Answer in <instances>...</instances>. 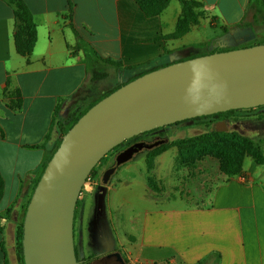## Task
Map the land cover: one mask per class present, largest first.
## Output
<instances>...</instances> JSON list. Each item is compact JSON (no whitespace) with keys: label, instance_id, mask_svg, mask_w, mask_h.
Instances as JSON below:
<instances>
[{"label":"crops","instance_id":"1","mask_svg":"<svg viewBox=\"0 0 264 264\" xmlns=\"http://www.w3.org/2000/svg\"><path fill=\"white\" fill-rule=\"evenodd\" d=\"M17 1L31 13L36 27V43L26 57L18 55L15 46L21 25ZM196 1L202 5L199 23L171 39L182 15L181 0L176 9H171V0L151 17L135 0H0V174L2 200L9 198L0 215L39 176L50 139L57 133L54 123L85 109L128 73L102 60L140 71L165 67L177 51L190 53L210 43L200 35V28L206 29L210 21L217 23V29L250 27L256 39L264 37V0ZM220 36L218 30L211 39ZM226 41L230 42L223 38L219 45ZM95 73L105 77L92 81ZM107 80L114 84L107 86ZM32 151H37L36 160L27 162ZM21 177H27L25 184ZM146 188L152 193L147 184ZM197 196L200 206L148 211L140 221H132L137 223L128 219L122 230L127 241H121L118 249L128 264H264L262 184L240 176L226 181L220 177ZM5 223L0 219V243L8 258Z\"/></svg>","mask_w":264,"mask_h":264},{"label":"water","instance_id":"2","mask_svg":"<svg viewBox=\"0 0 264 264\" xmlns=\"http://www.w3.org/2000/svg\"><path fill=\"white\" fill-rule=\"evenodd\" d=\"M231 33L241 43L256 39L250 27ZM260 106H264V44L172 63L98 101L62 138L31 196L23 224L24 264H77L73 243L76 202L93 167L113 148L160 127ZM217 132L226 129L220 127ZM168 142V138H157L129 145L115 155L100 183L108 184L116 170L138 153ZM91 264L126 262L115 251Z\"/></svg>","mask_w":264,"mask_h":264},{"label":"rangeland","instance_id":"3","mask_svg":"<svg viewBox=\"0 0 264 264\" xmlns=\"http://www.w3.org/2000/svg\"><path fill=\"white\" fill-rule=\"evenodd\" d=\"M139 1L144 3L148 0ZM176 1L172 0L171 9L177 8ZM191 1H194V4H191V11L193 19L196 21L198 16H201L198 9L202 5L196 0ZM216 26L217 23L210 21L206 29L200 28V35L206 43L207 40H210V43L198 46L196 49L193 48L190 53L183 49L177 51L176 55L169 58L171 59L170 64L197 58L208 51L212 54L215 51L217 53L237 48L238 46L234 45L231 31L217 29L218 26ZM218 30L221 36L211 39ZM223 38L230 42L220 46L219 42ZM261 42L264 44V37L255 39L250 44L260 45ZM128 73L124 75L122 82L127 79ZM105 84L113 85L114 80H107ZM224 117L227 118L224 127L228 136L201 138L218 130L216 125L222 121L220 120L222 118L211 116L199 120H185L146 132L148 135L141 137L147 141H151L154 137H160L168 138L169 142L163 145V148L152 150L155 152L138 153L131 161L116 170L108 184L99 183L93 192H88L78 199L73 223V243L78 251L79 264H91L93 260L100 259L115 250L119 252L120 242L127 241L122 235V230L126 227L128 219L130 223L140 221L145 212L157 209H182V207H187V204L200 206L201 198L197 195L202 189H205L209 182L212 185L214 179L220 180V177H225V181L230 179L223 169L222 160H220L222 153L235 152L241 158L242 169L245 172L244 181H255L264 187V106L238 110ZM141 137L137 135V137L130 138L120 144L117 149L107 153L94 166L95 174L99 179L103 172L113 165L115 155ZM60 139L57 130L55 138L50 139L52 144L48 156ZM180 141L182 142L178 143ZM199 145L215 150L212 152L198 150L197 146ZM252 148L257 149L262 155L260 162L253 158ZM32 152L34 154L31 161L27 158V162L36 160L37 151ZM154 153L155 157L149 160L148 157ZM144 177H146V181L150 178V183L148 181L146 183ZM26 179L27 177H21L20 180L25 184ZM37 179L38 176L34 177L30 185H26H29L27 192L20 195L17 202L10 208L8 215H0V219L4 218L5 225L8 226L6 248L7 250L11 249L8 254L9 264H20L16 255L17 228L23 217V206ZM15 180H18V177H15ZM146 184L152 189V193L147 190ZM8 200L9 198L6 196L1 201L0 209L6 206ZM206 200L203 198V202ZM137 234V232L134 233V236L136 237ZM123 259L128 264L125 258ZM160 264H169V262Z\"/></svg>","mask_w":264,"mask_h":264},{"label":"trees","instance_id":"4","mask_svg":"<svg viewBox=\"0 0 264 264\" xmlns=\"http://www.w3.org/2000/svg\"><path fill=\"white\" fill-rule=\"evenodd\" d=\"M135 1L138 3L142 12L147 17H151V16H156V15L160 14L168 6V4L170 3L171 0H148L144 3L139 1V0H135ZM181 3H182V15L180 16V18L177 21L176 30H175L174 34L170 36L171 39H178V38L182 37L184 34H186L188 32L190 26H195L198 24L199 19L203 15L202 12L200 11V8H199L198 10L200 11L201 16H198L197 20L195 21L193 19V15H192V11H191V8H192L191 4H194V1L181 0ZM195 4L197 5V3H195ZM16 7H17V16L21 22V25L18 26V30H17L16 35H15V46H16V51H17L18 55H20L22 57H26L32 53V50H33L34 45L36 43V27H35L34 23L32 22L31 13L28 11V9L24 5L19 3L18 1L16 2ZM195 14H197V13H195ZM260 44H263V43L261 42ZM249 45H251V44H249ZM228 50H231V49H228ZM208 54H211V53H209V51H208V52L201 54V56L208 55ZM102 62H104L106 65L113 67L117 71H127L130 73V75L127 77V79L125 81L119 82L117 84V86H114L113 89H111L110 91L103 94L98 100L90 103L85 109H77V110L73 111L72 113L68 114L66 116V118L63 119L62 121H57L54 123L55 127L57 128V130L60 134L61 139L56 143V145L52 149L50 155L47 157V159H45V161L43 162V164L41 166V170H40L38 179L36 180L35 184L33 185L31 193H30L25 205L23 206V217H22L21 223L19 224V226L17 228L16 255H17L18 263H20V264H24V262H23V248H22V234H23V224H24L27 206L29 204L31 196L34 193L36 185H37L39 179L41 178V176L44 172V169L46 168V166H47L48 162L50 161L51 157L53 156V154L58 149V147L62 141V138L73 127V125L81 118V116H83L98 101H100L104 97L108 96L109 94H111L112 92H114L118 88L122 87L123 85L137 79L138 77H140V76H142L148 72H151V71H154L156 69L161 68V67H157V68H154L150 71H140V70H138V67H122L121 63H119V62H113L110 60H102ZM104 77H105V75L103 73H101V74L95 73V74L91 75V80L92 81L99 80V79H102ZM235 111H238V110H230V111L223 112V113H217V114H213V115H209V116L197 117V118L189 119V120H199V119L207 118L210 116L214 117V118L215 117L221 118L222 116H228ZM151 131H153V130H151ZM228 135L229 134H226V132L212 131L210 134L204 135L201 138L219 137V136H228ZM190 141H193V140L190 139ZM181 142L182 141H180L178 143H181ZM247 143L250 145L249 142H247ZM117 147L113 148L111 151H113L114 149H117ZM163 147L164 146L162 145L159 147V149L163 148ZM197 149L203 150V151H208V152H212L215 150V149L203 146V145L197 146ZM157 150H158V148H157ZM155 151H156V149H155ZM155 151H152V152H155ZM251 152H252V155L254 156L253 158L257 162H260L262 160V155H260V153L257 151V149L252 148ZM154 155H155V153L152 154V156H149L148 157L149 160L154 158L155 157ZM220 160H222L223 169H224L228 178H233V177H237V176L244 177L241 158H239L235 152L232 151V152L222 153ZM147 164H148V166H150L149 161H147ZM95 173H96V169H95V167H93V169L91 170L89 175H96ZM147 181L150 183V181H151L150 178H148ZM3 193H4V181H3L2 176L0 174V201L2 200ZM77 205H78V200L76 202L75 209L77 208ZM9 212H10V209H8L4 214L8 215ZM74 220H75V211H74L73 223H74ZM73 236H74V229H73ZM0 246H1L2 252L4 254V263L3 264H9V260L7 258L6 253H5V250L3 248V244L0 243ZM74 252H75V258H76L77 264H79V262H78V251H77L75 246H74ZM197 264H200V262Z\"/></svg>","mask_w":264,"mask_h":264},{"label":"built area","instance_id":"5","mask_svg":"<svg viewBox=\"0 0 264 264\" xmlns=\"http://www.w3.org/2000/svg\"><path fill=\"white\" fill-rule=\"evenodd\" d=\"M99 183L100 179L98 175H89L81 187L79 198L81 199L83 196H85L86 193L92 192L94 188L99 185Z\"/></svg>","mask_w":264,"mask_h":264},{"label":"flooded vegetation","instance_id":"6","mask_svg":"<svg viewBox=\"0 0 264 264\" xmlns=\"http://www.w3.org/2000/svg\"><path fill=\"white\" fill-rule=\"evenodd\" d=\"M250 44V42H248V43H241V42H239V41H236V40H234V45H236V46H238L237 48L238 49H240V48H246V47H250V46H253V45H249ZM237 48H235V49H237ZM222 119H220V120H222V121H220V122H218L217 123V127L218 128H220V127H224V125H225V123H226V121H227V118H225L224 116H222L221 117ZM221 123H223V125H221ZM225 128V127H224ZM148 135V133H142V134H139L138 136H143V137H146ZM137 137V136H136ZM143 137H141L140 139H138V140H134L133 141V143H136V142H152L153 140H155V139H157V138H160V137H154L151 141H147V139H145V138H143ZM133 143H131V144H133ZM130 144V145H131ZM129 146V145H128ZM127 146V147H128Z\"/></svg>","mask_w":264,"mask_h":264}]
</instances>
